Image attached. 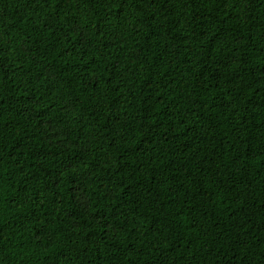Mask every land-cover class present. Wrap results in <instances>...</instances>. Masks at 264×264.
Instances as JSON below:
<instances>
[{"label": "trees", "instance_id": "1", "mask_svg": "<svg viewBox=\"0 0 264 264\" xmlns=\"http://www.w3.org/2000/svg\"><path fill=\"white\" fill-rule=\"evenodd\" d=\"M0 264H264V0H0Z\"/></svg>", "mask_w": 264, "mask_h": 264}]
</instances>
